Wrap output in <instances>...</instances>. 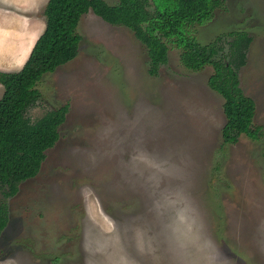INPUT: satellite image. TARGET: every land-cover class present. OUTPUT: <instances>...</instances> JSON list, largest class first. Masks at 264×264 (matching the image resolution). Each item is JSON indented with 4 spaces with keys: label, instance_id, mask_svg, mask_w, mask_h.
Segmentation results:
<instances>
[{
    "label": "rangeland",
    "instance_id": "374dc122",
    "mask_svg": "<svg viewBox=\"0 0 264 264\" xmlns=\"http://www.w3.org/2000/svg\"><path fill=\"white\" fill-rule=\"evenodd\" d=\"M47 2L0 0V69L22 67L45 28ZM226 4L191 33L202 44L218 39L219 54L230 31L253 36L237 72L256 103L260 138L223 139L212 64L187 68L171 44L150 74L133 30L89 10L78 54L43 75L28 110L34 120L69 108L42 169L9 199L0 264H264V0ZM6 10L33 20L24 42L16 40L23 21Z\"/></svg>",
    "mask_w": 264,
    "mask_h": 264
},
{
    "label": "trees",
    "instance_id": "16d2710c",
    "mask_svg": "<svg viewBox=\"0 0 264 264\" xmlns=\"http://www.w3.org/2000/svg\"><path fill=\"white\" fill-rule=\"evenodd\" d=\"M226 8V0H119L115 4L106 0H48L45 28L22 67L0 69V189L4 197L15 195L23 180L38 173L45 151L59 138L68 105L49 109L34 120L27 113L39 101L37 85L43 75L78 54L82 38L78 25L89 10L109 23L133 30L147 48L150 74H158L167 62L171 44L180 49V59L187 68L200 70L212 64L209 86L224 98L223 139L234 143L241 134L260 138L262 128L253 122L256 103L244 93L237 72L247 62L253 36L241 28L230 31L228 51L216 58L223 48L215 43L218 39L202 44L191 33L190 27L209 22L218 9ZM8 220L9 205L4 199L0 202V234Z\"/></svg>",
    "mask_w": 264,
    "mask_h": 264
},
{
    "label": "crops",
    "instance_id": "0c3cea01",
    "mask_svg": "<svg viewBox=\"0 0 264 264\" xmlns=\"http://www.w3.org/2000/svg\"><path fill=\"white\" fill-rule=\"evenodd\" d=\"M21 5L24 6V4H21ZM3 14H4L5 17H7V18H10V16H13V19L15 18L16 20L23 21L22 26H21V33L18 34V35H20V36L17 35L18 39H16V40H19V39H20V40H22V41H23V40L25 41V39H26V34H25L26 31H25V30H26V29L28 28V26H29V25H25V23H26V21H28L27 19H29V22H32L33 20L31 21V18H29V17H27V16H25V15H20V16H19L18 14H15V13L11 12L10 10H6V11H4ZM26 24H27V23H26ZM39 35H40V34H39ZM39 35H38V36H39ZM37 38H38V37H37ZM37 38H36V39H37ZM24 41H23V42H24ZM35 41H36V40H35ZM14 42H15V41H14ZM23 42H22V43H23ZM17 43H18V42H15L16 45H17ZM34 43H35V42H34ZM34 43L32 44V47H33ZM19 53H20V51H19ZM66 119H67V115H66ZM66 119H65V120H66ZM62 124H63V123H62ZM62 124H61V125H62ZM61 125H60V126H61ZM59 129H60V127H59ZM59 134H60V131H59ZM59 139H60V135H59ZM59 139L56 141L57 144H58V142H59Z\"/></svg>",
    "mask_w": 264,
    "mask_h": 264
},
{
    "label": "flooded vegetation",
    "instance_id": "af4514ba",
    "mask_svg": "<svg viewBox=\"0 0 264 264\" xmlns=\"http://www.w3.org/2000/svg\"><path fill=\"white\" fill-rule=\"evenodd\" d=\"M225 52H226V51H225ZM219 53H220V51H219ZM219 53L216 55L217 58H221V55L223 54V53H222V54H219ZM218 55H220V56H218ZM55 146H57V143H55V144H54L52 147H50V148H54ZM50 148H48V149H50ZM48 149H47V150H48ZM47 150H46V151H47ZM46 151H45V158L43 159V161H42V163H41V166H40L39 171L42 169V167H43V163H44V161H45V159H46ZM39 171H38V172H39ZM36 175H37V174H36ZM36 175H35V176H36ZM35 176H33V177H35ZM33 177H30V178H33ZM30 178H27V179L23 180V181L19 184V189H18L17 193H18L19 190H20V185H21L24 181L29 180ZM17 193H16V194H17ZM2 194H3V193H2ZM16 194H15V195H16ZM15 195H13V196H15ZM3 196H4V195H3ZM13 196H11V197H13ZM11 197H8V198H5V197H4V199L7 200L8 205H9V202H10L9 199H10ZM4 199H3V200H4ZM0 202H1V201H0ZM9 214H10V205H9ZM9 216H10V215H9ZM8 222H9V220H8ZM7 225H8V223H7ZM7 225H6V226H7ZM5 228H6V227H5ZM5 228H4V229H5ZM4 229H3V230H4ZM2 232H3V231H2ZM2 232H1V234H2ZM1 234H0V235H1Z\"/></svg>",
    "mask_w": 264,
    "mask_h": 264
},
{
    "label": "bare ground",
    "instance_id": "6f19581e",
    "mask_svg": "<svg viewBox=\"0 0 264 264\" xmlns=\"http://www.w3.org/2000/svg\"><path fill=\"white\" fill-rule=\"evenodd\" d=\"M37 35H38V33H37ZM35 40H36V39H35ZM29 48H30V46H29ZM29 48H27L26 50H29ZM26 52H27V51H26ZM25 55H26V54H25ZM23 56H24V55H23ZM23 59H24V58H23ZM23 59H22V60H23Z\"/></svg>",
    "mask_w": 264,
    "mask_h": 264
}]
</instances>
